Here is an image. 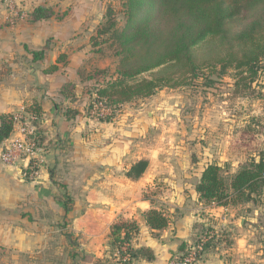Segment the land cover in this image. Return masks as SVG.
<instances>
[{"label": "crops", "instance_id": "obj_1", "mask_svg": "<svg viewBox=\"0 0 264 264\" xmlns=\"http://www.w3.org/2000/svg\"><path fill=\"white\" fill-rule=\"evenodd\" d=\"M79 1L11 0L22 17L45 7L61 18L35 23L22 18L7 26L13 15L5 9L6 0H0V117L38 103L46 144L34 181L23 176L27 163H2L9 139L0 145V264H109L115 255L109 246L111 227L122 221L135 222L139 228L132 247L153 252L151 262L139 264H168L203 228L214 230L216 240L199 264H252L259 253L249 225L254 221L249 218L250 203L206 204L196 192L208 162L216 160L224 171L228 162L224 150H217L215 157L190 156L179 145L184 141L165 133L152 111L147 112L148 120L135 111L130 125L124 107L110 123L86 116V87L92 81L86 79L85 68L95 58L91 49L95 27L85 21ZM31 52H43L42 60L34 62ZM61 55L67 67L58 69ZM51 65L57 71L45 74ZM68 83L75 85L74 102L60 94ZM68 106L78 112L74 118L64 115ZM156 130L157 137L150 135ZM139 160L147 162L144 174L128 178L129 168ZM231 166L232 177L238 165ZM257 206L264 211L263 201ZM152 209L167 215L165 229L153 231L146 225L144 214Z\"/></svg>", "mask_w": 264, "mask_h": 264}, {"label": "trees", "instance_id": "obj_2", "mask_svg": "<svg viewBox=\"0 0 264 264\" xmlns=\"http://www.w3.org/2000/svg\"><path fill=\"white\" fill-rule=\"evenodd\" d=\"M121 1L122 26L117 24V13L109 9L97 34L91 38L95 47L106 44L113 47L118 63L111 76H106L105 70L87 76L92 83L86 87V116L110 123L121 115L126 104L152 97L164 88L195 87L199 81L203 82L200 87L211 88L216 84L213 75L220 77L232 70L234 94L256 100L260 112L249 117L242 133L264 130V93L255 90L264 82V0ZM22 18L35 23L61 16L52 8L38 7L23 17L18 13L10 18L12 23L6 24L14 25ZM31 54L34 62L43 58V52ZM57 63L65 64V56L61 55ZM55 71L57 66L51 65L44 73ZM74 87L68 83L60 89V94L69 102L75 101ZM100 109L108 112L101 114ZM63 110L67 119L78 113L69 106ZM22 112L33 118L37 128L34 141L43 148L41 106L33 103ZM13 116L0 117V145L14 133ZM258 156L240 167L229 180L222 176V166L215 161L208 162L196 185L199 200L216 206L264 202V153ZM146 168V161H136L127 177L138 179ZM144 219L153 231L163 230L169 223L167 215L156 209L146 212ZM138 232L135 222L112 225L109 246L115 255L109 264H139L154 259L150 249L132 247ZM215 240L214 230L203 228L192 241L183 243L177 253L185 255L192 246L203 243L200 263Z\"/></svg>", "mask_w": 264, "mask_h": 264}, {"label": "rangeland", "instance_id": "obj_3", "mask_svg": "<svg viewBox=\"0 0 264 264\" xmlns=\"http://www.w3.org/2000/svg\"><path fill=\"white\" fill-rule=\"evenodd\" d=\"M6 5L5 9H7ZM121 5V0L79 1V6L86 13L85 15L83 14L86 19L85 21L95 27V35L104 22V17L109 9L117 13V24L118 26H122L124 19L120 15L122 10ZM7 22L12 23L10 18H8ZM6 34L4 36H7ZM91 49L95 53V58L93 61L90 59V63H87L85 71L88 70V75H92L94 71L103 69L106 72V76H111L116 71L118 63V59L113 53L114 48L106 44L99 47L92 45ZM49 67L47 66V68ZM64 67L66 68L67 66L59 63L58 69ZM216 76H212L216 84L211 88L200 87V83H203L202 81L197 82V86L195 87H185L182 89L164 88L158 92V95L153 98L154 100H150L149 97L145 100H136L126 104L124 106L125 113H123L125 114L124 118L130 125V120L137 114V112L134 113L135 111L140 110V115L145 120L150 118L147 112L152 111L153 114L151 115L157 121L155 122L158 123V120L159 123L163 122L165 133L174 135L173 137H176L178 142L184 141L179 143V145L182 148L184 146V150L188 149L190 156L192 154L200 156L208 153L215 157L217 150H224L228 156V162L224 164L225 169L222 172V176L226 180H229L231 170L233 169L232 164L235 167L238 165L237 170H239L250 159H258L260 152L264 153V130L261 129L260 133H242L249 117L260 114L257 101L249 100L247 96L234 94L232 70H228L227 74L220 77ZM255 90L264 93V82ZM262 123L264 124V121ZM159 132V130H156L150 133V135L157 137L155 134ZM148 138L153 143L151 136ZM185 163L188 166L191 165L188 158L185 159ZM151 193L148 192L147 195L153 196ZM249 203V218L254 220L253 222L249 221V225L254 230L255 252L259 253L252 264H264V211L262 207L254 206L251 202ZM243 212L244 210L240 212V215L244 214ZM34 264L43 263L42 261H36Z\"/></svg>", "mask_w": 264, "mask_h": 264}, {"label": "built area", "instance_id": "obj_4", "mask_svg": "<svg viewBox=\"0 0 264 264\" xmlns=\"http://www.w3.org/2000/svg\"><path fill=\"white\" fill-rule=\"evenodd\" d=\"M7 9L14 16L18 12L13 7L11 0H6ZM108 111L100 109L101 114H106ZM33 118L20 110L13 116L14 135L8 140L2 154L1 161L6 165H14L18 162L27 163V171L23 173L25 179L34 181L39 176L41 166L40 154L42 149L38 147L34 141L37 131L33 124ZM203 240V242H205ZM203 243L192 246L187 254L177 253L168 264H199V255L202 251Z\"/></svg>", "mask_w": 264, "mask_h": 264}]
</instances>
